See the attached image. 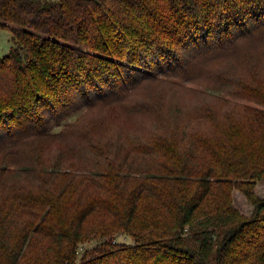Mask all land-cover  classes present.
<instances>
[{
	"label": "trees",
	"instance_id": "trees-1",
	"mask_svg": "<svg viewBox=\"0 0 264 264\" xmlns=\"http://www.w3.org/2000/svg\"><path fill=\"white\" fill-rule=\"evenodd\" d=\"M0 30V264H264V0H0Z\"/></svg>",
	"mask_w": 264,
	"mask_h": 264
},
{
	"label": "rangeland",
	"instance_id": "rangeland-1",
	"mask_svg": "<svg viewBox=\"0 0 264 264\" xmlns=\"http://www.w3.org/2000/svg\"><path fill=\"white\" fill-rule=\"evenodd\" d=\"M8 39H11V35L9 32L5 31V30H0V57L6 55L9 52V48L12 45L11 41H7ZM182 98L180 99V101H182L183 103L185 102V104H189L191 105L192 103V97L190 98H186L181 96ZM226 98H230V97H226ZM230 100H232L230 98ZM83 112L82 110H79V112H77L76 114L70 116L67 119H64L62 121L61 124H59L57 127H55L53 129V131L58 132L59 130H61L66 124L68 123H72L79 115H81ZM156 126V124H154ZM152 124L148 125L146 124V122L140 120L137 121L135 124L132 125V127H127L125 129H119L118 133H134L137 132L140 135H143L144 137H148L149 133H151L153 131L152 128ZM154 126V127H155ZM255 192L258 196L260 197H264V182H258L255 186ZM233 199H234V206L243 214L245 215H250L252 212V206L247 202V200L245 199V197L239 192V191H234L233 193ZM113 240L116 243H123V244H131L132 243V239L127 236L124 233H116L113 235ZM104 239H91L85 243H81L79 244V247L77 249L78 252V257H80L85 250L94 248L96 245L100 244L101 242H103ZM32 255L38 256L40 255L38 251L36 250H32Z\"/></svg>",
	"mask_w": 264,
	"mask_h": 264
},
{
	"label": "crops",
	"instance_id": "crops-1",
	"mask_svg": "<svg viewBox=\"0 0 264 264\" xmlns=\"http://www.w3.org/2000/svg\"><path fill=\"white\" fill-rule=\"evenodd\" d=\"M7 41H11V39H8ZM11 47V46H10ZM10 49V48H9Z\"/></svg>",
	"mask_w": 264,
	"mask_h": 264
}]
</instances>
